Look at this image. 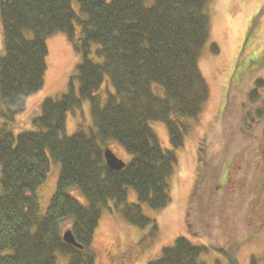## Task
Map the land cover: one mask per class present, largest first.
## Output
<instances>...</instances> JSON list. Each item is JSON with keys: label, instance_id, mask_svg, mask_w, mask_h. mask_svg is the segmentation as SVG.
Wrapping results in <instances>:
<instances>
[{"label": "trees", "instance_id": "1", "mask_svg": "<svg viewBox=\"0 0 264 264\" xmlns=\"http://www.w3.org/2000/svg\"><path fill=\"white\" fill-rule=\"evenodd\" d=\"M214 1L156 0L147 6L148 0H0V264H95L90 245L107 202L140 230L150 222L142 206L167 207L175 152L191 130L186 120L197 121L209 94L198 65L208 46ZM55 35L66 38L81 62L69 92L43 100L35 130L16 135L9 131L14 116L43 87L46 40ZM107 81L113 92L102 96ZM256 92L249 93V102ZM83 101L90 104L93 129L67 136V114ZM151 122L165 125L169 151L160 146ZM262 141L264 146V127ZM109 142L130 156L118 173L104 162ZM204 158L198 152L195 189H202L201 177L208 172ZM50 161L59 165V176L41 214L37 190ZM71 188L85 204L69 195ZM127 189L137 204L127 203ZM68 229L81 249L63 241ZM187 229L192 233L190 225ZM207 250L178 238L148 264H205L201 256ZM248 262L264 264V255Z\"/></svg>", "mask_w": 264, "mask_h": 264}, {"label": "rangeland", "instance_id": "2", "mask_svg": "<svg viewBox=\"0 0 264 264\" xmlns=\"http://www.w3.org/2000/svg\"><path fill=\"white\" fill-rule=\"evenodd\" d=\"M155 1L148 0L147 6ZM73 10H79L76 2ZM209 14L206 45L215 47L216 53L206 46L198 65L209 94L197 121L186 120L191 130L182 148L175 152L170 202L160 211L142 206L150 222L141 230L127 225L115 212L113 202H107L90 245L95 264H148L178 238L195 246L205 244L208 250L201 256L205 264H249L251 257L264 255V86L255 87L264 84V0H215ZM75 31L80 38L79 28ZM1 40L0 26V48ZM46 46L43 87L27 99L24 112L14 116L9 131L16 135L35 130L33 120L40 116L43 100L58 99L69 92L70 79L81 62V55L63 35L47 39ZM71 83L73 93L78 94L77 81ZM255 90V101L249 102L248 95ZM99 92L102 96L113 92L108 81ZM65 125L67 136L78 128L90 133L93 124L88 101L67 114ZM149 126L160 146L169 151L165 125L151 122ZM107 149L125 163L130 160L116 142H109ZM198 152L206 158L202 170H208L201 177L205 180L202 189H195ZM58 166L50 161L46 180L37 190L41 214L55 192ZM69 195L80 204L86 203L74 188ZM126 195L129 205L138 203L132 189H127ZM188 225L193 234L188 232ZM138 241L145 247L134 255V243Z\"/></svg>", "mask_w": 264, "mask_h": 264}, {"label": "water", "instance_id": "3", "mask_svg": "<svg viewBox=\"0 0 264 264\" xmlns=\"http://www.w3.org/2000/svg\"><path fill=\"white\" fill-rule=\"evenodd\" d=\"M103 158H104V162L106 167L113 172H117L121 171L124 167L125 164L122 160L118 159L114 154H112V152L109 149H106L103 153ZM63 241L68 244V245H72L78 249H80L81 247H79V245L75 242V240L73 239V236L71 234V232L65 231L63 233Z\"/></svg>", "mask_w": 264, "mask_h": 264}, {"label": "flooded vegetation", "instance_id": "4", "mask_svg": "<svg viewBox=\"0 0 264 264\" xmlns=\"http://www.w3.org/2000/svg\"><path fill=\"white\" fill-rule=\"evenodd\" d=\"M144 245H145V243L142 241L135 242L134 247H133V249L135 251L134 255L140 254L143 251V248L145 247ZM128 262H130V260H128Z\"/></svg>", "mask_w": 264, "mask_h": 264}]
</instances>
